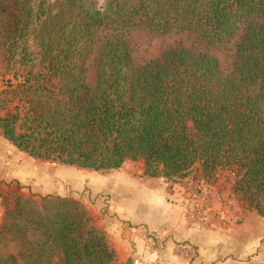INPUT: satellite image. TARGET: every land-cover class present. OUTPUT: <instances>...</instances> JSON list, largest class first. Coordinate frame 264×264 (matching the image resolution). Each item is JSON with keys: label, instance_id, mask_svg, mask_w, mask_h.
<instances>
[{"label": "trees", "instance_id": "16d2710c", "mask_svg": "<svg viewBox=\"0 0 264 264\" xmlns=\"http://www.w3.org/2000/svg\"><path fill=\"white\" fill-rule=\"evenodd\" d=\"M134 29L188 34L196 47L135 66ZM0 36L6 54L40 67L1 100L0 134L18 150L93 171L142 160L146 176L174 183L223 172L264 218V0H0ZM237 38L228 71L200 51ZM11 245L0 264H117L72 198L17 196L0 226V251Z\"/></svg>", "mask_w": 264, "mask_h": 264}, {"label": "crops", "instance_id": "0c3cea01", "mask_svg": "<svg viewBox=\"0 0 264 264\" xmlns=\"http://www.w3.org/2000/svg\"><path fill=\"white\" fill-rule=\"evenodd\" d=\"M37 161L0 134V194L4 189V196H70L81 202L105 233L117 264H264V218L233 200L232 186L146 178L141 165L131 170L127 163L99 171L56 164L55 181ZM203 187L228 200L215 204L208 225L198 226L189 223L187 212Z\"/></svg>", "mask_w": 264, "mask_h": 264}, {"label": "rangeland", "instance_id": "374dc122", "mask_svg": "<svg viewBox=\"0 0 264 264\" xmlns=\"http://www.w3.org/2000/svg\"><path fill=\"white\" fill-rule=\"evenodd\" d=\"M96 1L98 2V4H103L105 0H96ZM237 40L238 38L222 49H205L204 47H200V51L205 53L209 57L214 58L217 61L218 66L221 70L228 71L233 67L235 60H236L235 43H237ZM3 43H4V40L0 36V107H1V100L5 96L4 93L12 90L14 86H17L18 84H20L23 78L28 77L30 75V71L35 73V72H39L40 70L39 66H37L36 64L34 65L33 63L34 60L31 61L33 58V55L27 56V58L29 57V60H30L28 64L25 62H21V61H26V59H24V57L22 56V52H20L19 49L13 48V50L11 51L12 52L11 55L6 54L5 48H3L2 46ZM178 44L183 46L184 48H189V49L190 48L194 49L196 47V44L194 43L193 38L189 36L188 34H182L181 36L160 35L154 32H149V31L140 30V29L131 30L129 33V45L131 49V57H132L133 64L135 66H144L152 60L159 59L161 55L167 49L172 48ZM96 60H97V55L93 53L85 62L86 81L92 87L96 85ZM16 103L17 102L15 101L8 106L11 108L12 105ZM3 114H4V111L2 110V108H0V115H3ZM37 162L39 164H42V166L46 168V172L47 171H49L50 173L52 172L50 176L55 178L54 179L55 181L58 180L53 175L54 168H56L57 166L56 164L46 163L41 160ZM125 163H127L126 165H129L131 170H134V167H138L139 165H141L143 169L142 176L146 178H152L144 174V167H143L142 160H139V161L129 160V161H126ZM123 166L125 165L123 164ZM47 168H49L50 170ZM77 169H80V168H77ZM85 170L93 171V170H88V169H85ZM107 170H110V169H107ZM186 180H191L192 186H232L233 187V183L230 180V176L223 172L217 173L214 177H212L211 179H208L207 177L204 176L201 169H196L194 174H192ZM186 180L180 183H176V184H182ZM3 192H5L4 189L2 190L0 194L2 198L0 202V208L2 209V213L0 216V226H1L2 218L4 216L5 211L13 207L17 196L29 198L27 194L25 195L15 194L11 196L10 195L4 196L2 194ZM213 192L223 194L219 191H213ZM30 195L32 194L30 193ZM33 195H35L34 196L35 200H39L41 197H43V196H40V194L39 195L33 194ZM67 197L72 198L70 196H67ZM231 198L235 201L242 202L238 198V195L234 193ZM214 216L215 215H213L212 217L214 218ZM11 251H13L12 245L7 248H2L0 252H4V254H7Z\"/></svg>", "mask_w": 264, "mask_h": 264}, {"label": "built area", "instance_id": "2783aa9c", "mask_svg": "<svg viewBox=\"0 0 264 264\" xmlns=\"http://www.w3.org/2000/svg\"><path fill=\"white\" fill-rule=\"evenodd\" d=\"M227 200L228 197L225 194L213 192L207 187L200 188L194 196V201L187 212L189 223L198 226L208 225L209 216L216 211L215 204H226Z\"/></svg>", "mask_w": 264, "mask_h": 264}]
</instances>
